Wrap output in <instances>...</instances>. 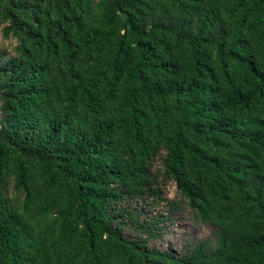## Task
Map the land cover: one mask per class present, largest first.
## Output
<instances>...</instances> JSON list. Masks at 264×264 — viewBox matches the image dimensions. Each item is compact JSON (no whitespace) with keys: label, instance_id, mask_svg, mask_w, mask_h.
Wrapping results in <instances>:
<instances>
[{"label":"trees","instance_id":"trees-1","mask_svg":"<svg viewBox=\"0 0 264 264\" xmlns=\"http://www.w3.org/2000/svg\"><path fill=\"white\" fill-rule=\"evenodd\" d=\"M0 29V264H264V0H0ZM161 174L216 239L149 243Z\"/></svg>","mask_w":264,"mask_h":264},{"label":"rangeland","instance_id":"rangeland-1","mask_svg":"<svg viewBox=\"0 0 264 264\" xmlns=\"http://www.w3.org/2000/svg\"><path fill=\"white\" fill-rule=\"evenodd\" d=\"M15 43V38L4 37L0 29V45L8 46L12 49ZM161 164V156H158L153 170H159ZM160 182L163 201L155 203L153 197H149L140 203L136 201L130 202L132 207L141 209L143 206L145 214L159 216L158 227L161 235L156 239L150 240L149 243L182 252L202 238L210 237L213 240L216 239L218 228L211 223L201 221L197 213L189 207L185 198L180 194L176 182L163 174L160 176ZM126 233L136 235L135 230L131 226L127 227Z\"/></svg>","mask_w":264,"mask_h":264}]
</instances>
